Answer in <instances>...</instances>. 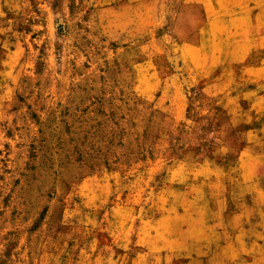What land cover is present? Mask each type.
Returning <instances> with one entry per match:
<instances>
[{
	"label": "rangeland",
	"instance_id": "obj_1",
	"mask_svg": "<svg viewBox=\"0 0 264 264\" xmlns=\"http://www.w3.org/2000/svg\"><path fill=\"white\" fill-rule=\"evenodd\" d=\"M215 2L0 0V264L264 261V79Z\"/></svg>",
	"mask_w": 264,
	"mask_h": 264
},
{
	"label": "crops",
	"instance_id": "obj_2",
	"mask_svg": "<svg viewBox=\"0 0 264 264\" xmlns=\"http://www.w3.org/2000/svg\"><path fill=\"white\" fill-rule=\"evenodd\" d=\"M216 1L210 9L215 13V16L208 24L211 30L222 29V25L226 24L228 32L226 34L223 31L212 32V41L217 40L220 48L219 51L216 50L217 52L213 50L211 58L213 55L224 62L229 60L232 64L242 65L253 81L264 79V57L259 65L248 64L254 52L264 51V0ZM204 6L208 7L205 4ZM207 255L208 251L202 254L192 252L187 257V261L171 264H264V261L256 260L255 262L242 257L241 255H249V252L245 251L237 252V256L239 255L243 261L230 260L226 263L219 260L218 254L214 256L213 260H207Z\"/></svg>",
	"mask_w": 264,
	"mask_h": 264
}]
</instances>
